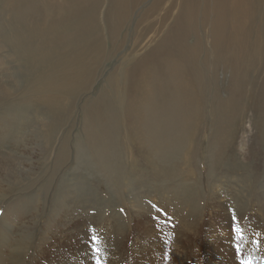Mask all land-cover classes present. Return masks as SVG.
<instances>
[{
    "label": "bare ground",
    "instance_id": "bare-ground-1",
    "mask_svg": "<svg viewBox=\"0 0 264 264\" xmlns=\"http://www.w3.org/2000/svg\"><path fill=\"white\" fill-rule=\"evenodd\" d=\"M36 1L28 0L30 8L40 7ZM205 25L209 26L208 35L212 39L209 63L218 65L222 58L225 64L213 66L208 80L210 86H215L213 78L222 68L235 65L229 76L232 90L226 101L220 100L225 114L233 112L228 115L229 121L231 116L236 117L238 126L231 130L232 134L238 133L249 116H246L247 109H251L252 125L258 129L256 139L264 142V0H63L43 28L31 22L12 31L7 55L0 57L3 70L0 107L12 97L18 100L5 108V112H0V155L5 154L3 149L11 154L0 160V176L11 174L8 176L11 180L8 181L9 190L32 188L37 183L32 180L36 178L32 174H41L35 171L41 170V166L36 169L16 167L19 162L14 156L20 154L18 150L39 147L44 154L57 143L60 151L56 162L69 161L66 149L78 119L82 134L73 143L76 154L78 150L83 155L94 152L102 163L110 147L121 146L129 163L140 165L145 161L151 167L147 146L152 151L159 150L162 160H168L169 155L171 158L173 154L180 155V161L174 165L154 167L157 175L162 176L164 171L175 173L178 164H183L180 168L191 173L192 159L186 155V149L192 140L188 129L198 133L197 126L202 125L201 122L192 123V119L197 114L203 117L198 109L205 88L200 66L204 61L199 30ZM190 38L195 42L190 43ZM121 48L125 54L119 68L106 78L104 88L107 91L90 102L83 94L90 89L95 74L103 70L105 61ZM121 72H125L124 76L117 81ZM215 93L219 96L217 88ZM76 98L84 101L78 119L74 109ZM161 100L163 107L158 104ZM77 107L80 110L79 104ZM130 129L146 131V135L137 136L139 151L130 150L128 140L134 141ZM228 133L218 138L231 146L233 141ZM44 140L47 146L42 145ZM153 140L156 142L152 143ZM223 156L219 153V158ZM234 158L235 161H228L230 167L250 175L247 172L249 164L242 162L238 155ZM136 205L142 204L137 201ZM246 213H242V218L247 217ZM211 233L214 232L209 229L208 238ZM201 234L197 228L196 236ZM253 236L257 238L254 232ZM23 246L24 242H20L16 247L22 249ZM234 249L233 252L240 254L238 246ZM18 252L22 250L15 252V259ZM244 256L256 257L249 253ZM155 261L146 263L145 259H138L135 262L156 264ZM125 264L132 263L126 261Z\"/></svg>",
    "mask_w": 264,
    "mask_h": 264
},
{
    "label": "rangeland",
    "instance_id": "rangeland-1",
    "mask_svg": "<svg viewBox=\"0 0 264 264\" xmlns=\"http://www.w3.org/2000/svg\"><path fill=\"white\" fill-rule=\"evenodd\" d=\"M36 2L40 7L30 8L28 0H0V57L7 55L8 37L19 25L32 22L43 28L49 15L63 4V0ZM199 31L204 61L200 66L205 88L199 100L201 109L198 108L203 117L201 119L197 114L192 119V123L201 122L202 125L197 126L198 133L188 129L192 140L186 155L192 159L191 173H186L180 168L183 164H178L175 173L164 171L162 176L157 175L154 167L174 165L180 161V155L173 154L172 158L169 155L168 160H162L159 150L152 151L147 146L152 168L145 161L140 165L129 163L121 146L110 147L109 155L102 163L94 152L83 155L78 150L74 153L73 143L82 134L78 116L84 103L76 98L74 109L78 124L66 149L69 161L65 164L56 162L60 151L57 143L44 154L39 147L21 149L17 151L20 154L13 155L19 162L17 168L21 165L27 169L41 166V170H35L41 174H32L36 177L32 178L37 181L35 186L11 191L8 187L11 174L0 176V264H95L96 247L101 249L104 264H125L126 261L136 264L138 259L148 263L157 257L156 264H242L250 258L244 256L248 253L256 256L251 257L254 264H264V142L256 139L258 129L252 125L251 109H247L246 116H249L238 133L232 134L231 130L238 126L236 117L231 116L229 121L228 115L233 112L225 110L229 111L225 114L220 108V100L226 101L232 90L229 76L235 65L222 68L219 74L214 73L215 86H210L208 80L213 74H210L213 66L225 64L222 58L218 65L209 63L212 59L209 26L205 25ZM189 41L195 42L193 38ZM121 50L105 61L103 70L95 74L90 89L83 94L90 102L107 91L104 88L106 78L119 68L125 54ZM124 73L118 74L117 81H121ZM0 74H3L1 68ZM16 103L18 100L14 97L4 101L0 112ZM158 104L163 107V100ZM165 114L163 109L162 116ZM227 132L233 141L231 146L218 138ZM129 133L134 136V141L128 140L130 150L139 151L137 136L146 135V131L130 129ZM45 143L44 140L42 145L47 146ZM2 152L5 154L0 155V160L11 156L7 154L8 150ZM219 153L224 156L219 158ZM235 155L249 164L247 172L250 175L230 167L228 161H235ZM137 201L142 205L138 207ZM243 212H247V217L242 218ZM197 228L202 231L199 236H196ZM209 229L214 232L210 238L207 236ZM253 232L257 238H252ZM20 242H24L22 249L16 247ZM234 243L240 254L233 252ZM18 250L22 253L18 252L15 259Z\"/></svg>",
    "mask_w": 264,
    "mask_h": 264
},
{
    "label": "snow or ice",
    "instance_id": "snow-or-ice-1",
    "mask_svg": "<svg viewBox=\"0 0 264 264\" xmlns=\"http://www.w3.org/2000/svg\"><path fill=\"white\" fill-rule=\"evenodd\" d=\"M122 211H123V210H122ZM0 214H2V211H0ZM234 219H235V217H234ZM236 231L239 233V232H240V229L237 228ZM93 240H95V241H97V243H99L97 237L93 236ZM94 251L97 253V255H96V264H104V261H103L101 255H100V253H101V249H100L99 247H96V248L94 249ZM242 264H253V260H252L251 258H248L247 260H244V261L242 262Z\"/></svg>",
    "mask_w": 264,
    "mask_h": 264
}]
</instances>
